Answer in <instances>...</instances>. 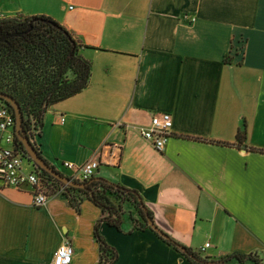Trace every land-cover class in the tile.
Returning a JSON list of instances; mask_svg holds the SVG:
<instances>
[{
	"label": "crops",
	"instance_id": "0c3cea01",
	"mask_svg": "<svg viewBox=\"0 0 264 264\" xmlns=\"http://www.w3.org/2000/svg\"><path fill=\"white\" fill-rule=\"evenodd\" d=\"M0 14L52 17L92 66L83 91L45 112L34 141L49 164L67 174L63 161L96 159L94 177L136 189L180 244L264 264V0H0ZM160 111L173 128L157 151L137 127ZM33 203L0 185V264H52L64 239L73 264H100L101 208ZM131 217L99 225L115 264H195Z\"/></svg>",
	"mask_w": 264,
	"mask_h": 264
},
{
	"label": "trees",
	"instance_id": "16d2710c",
	"mask_svg": "<svg viewBox=\"0 0 264 264\" xmlns=\"http://www.w3.org/2000/svg\"><path fill=\"white\" fill-rule=\"evenodd\" d=\"M82 46V42L66 27L44 14L0 19V91L10 94L20 104L24 131L41 157L40 148L34 140L36 131L44 124L45 112L52 105L83 91L91 78L92 66L90 60L81 54ZM0 106H6L14 115L12 106L6 100L0 98ZM246 130L244 125L238 131V143L245 142ZM15 144L25 152L17 136ZM40 171V175L51 182L52 192L65 187L62 195L77 212H80L84 198L101 208L103 218L95 224L100 264H115L118 253L114 246L104 240L99 231L100 223L105 222L120 230L124 216L127 213L132 216L133 210L141 218L140 221L131 217L135 228L153 231L147 224V216L155 221L154 214L136 189L103 177H92L85 181L87 188L70 187L46 171ZM165 241L195 264H245L247 261L262 264L252 253L234 252L212 259L203 255V251L197 252L184 246L171 236Z\"/></svg>",
	"mask_w": 264,
	"mask_h": 264
},
{
	"label": "built area",
	"instance_id": "2783aa9c",
	"mask_svg": "<svg viewBox=\"0 0 264 264\" xmlns=\"http://www.w3.org/2000/svg\"><path fill=\"white\" fill-rule=\"evenodd\" d=\"M3 16L0 14V19ZM64 121V118L62 119ZM15 115L6 106H0V185L7 187L21 188L27 187L33 195V205L42 206L48 202L52 196L62 195L65 187L57 191H51V182H47L41 175L36 164L30 160L28 154L18 149L15 144ZM173 118L168 111L151 112L150 120L147 124L137 127L139 134L157 151L164 149L172 135ZM38 132V130L36 131ZM3 140L4 143L3 144ZM24 161H28L32 170H26ZM62 166L68 170L67 176L72 180L87 182L99 170V161L91 159L82 164H75L71 161H63ZM209 246L207 242L203 249ZM73 247L69 239H64L58 251L54 255L52 264H73Z\"/></svg>",
	"mask_w": 264,
	"mask_h": 264
},
{
	"label": "water",
	"instance_id": "95a60500",
	"mask_svg": "<svg viewBox=\"0 0 264 264\" xmlns=\"http://www.w3.org/2000/svg\"><path fill=\"white\" fill-rule=\"evenodd\" d=\"M0 98L6 100L11 106L14 111L16 123H15V132L18 140L22 142L25 152L28 154L30 160H32L39 170L46 171L51 176L55 177L56 180L62 182L66 186L76 187V188H87L86 182H79L72 180L67 175L61 173V171L57 170L55 166L49 164L46 160H44L37 149L35 148L34 144L31 142V139L27 136L23 128V113L21 110L20 104L8 93H4L0 91ZM92 195V194H91ZM147 224L149 227L157 232L159 235L164 237L165 240L169 239V235L164 232L158 225H156L155 221H153L149 216H147ZM183 250L182 247H180Z\"/></svg>",
	"mask_w": 264,
	"mask_h": 264
},
{
	"label": "rangeland",
	"instance_id": "374dc122",
	"mask_svg": "<svg viewBox=\"0 0 264 264\" xmlns=\"http://www.w3.org/2000/svg\"><path fill=\"white\" fill-rule=\"evenodd\" d=\"M0 136H1V132H0ZM3 144H5L4 143V140H3ZM24 166H25V168L26 169H29L31 166H30V164L28 163V161H24ZM245 264H253L252 262H250V261H247Z\"/></svg>",
	"mask_w": 264,
	"mask_h": 264
}]
</instances>
